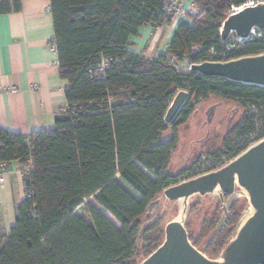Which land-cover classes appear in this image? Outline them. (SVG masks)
Returning a JSON list of instances; mask_svg holds the SVG:
<instances>
[{
  "label": "trees",
  "instance_id": "1",
  "mask_svg": "<svg viewBox=\"0 0 264 264\" xmlns=\"http://www.w3.org/2000/svg\"><path fill=\"white\" fill-rule=\"evenodd\" d=\"M167 1L51 0L59 74L69 82L68 108L57 113L54 128L30 135L0 127V161L23 163L31 156L33 165L15 224L8 233L0 232V264H140L163 243L168 221L163 224L167 211L159 219L161 212L148 215L150 204L168 187L197 177L185 178L203 155L233 160L249 148L252 135L254 142L264 138V87L184 73L170 61H226L264 53V38H255L225 57L210 55L212 49L225 51L229 38H221L222 24L232 5L247 0H193L198 11L180 21L165 52L148 57L132 50L131 39L144 26L176 19ZM16 4L20 9V0ZM9 10L3 0L0 12ZM193 45L202 50L192 52ZM103 60L108 67L99 76L96 69ZM181 89L191 98L167 125L166 111ZM213 96L242 109L227 132L229 139L174 172L178 126ZM169 129L172 133L164 139ZM90 198L94 203H85ZM199 198L190 206L186 228L193 245L216 259L248 201L232 200L223 225L207 243L219 227L223 203L205 197L219 203L207 206L194 232L191 214ZM80 208L90 220L78 213Z\"/></svg>",
  "mask_w": 264,
  "mask_h": 264
},
{
  "label": "water",
  "instance_id": "2",
  "mask_svg": "<svg viewBox=\"0 0 264 264\" xmlns=\"http://www.w3.org/2000/svg\"><path fill=\"white\" fill-rule=\"evenodd\" d=\"M253 29L264 30V1L231 12L220 29L221 38L226 40L233 33L244 38ZM191 71L207 78L264 87V53L226 61L193 63ZM190 98L191 93L185 89L175 94L164 117L167 125L177 120ZM207 196L220 197L223 202L219 227L207 243L223 225L232 200L246 198L248 201L232 238L216 259L209 258L193 245L186 228L191 201ZM225 196H228L227 200ZM163 197L165 204L156 219L165 215L168 202L178 206L177 214L168 219L165 225L163 243L140 264H264V139L251 145L223 167L168 187L163 191ZM160 203L161 198L153 201L148 215ZM141 237L142 231L139 240Z\"/></svg>",
  "mask_w": 264,
  "mask_h": 264
},
{
  "label": "crops",
  "instance_id": "3",
  "mask_svg": "<svg viewBox=\"0 0 264 264\" xmlns=\"http://www.w3.org/2000/svg\"><path fill=\"white\" fill-rule=\"evenodd\" d=\"M5 2L10 10L0 12V127L30 135L55 127L58 109L66 103L69 82L60 77L58 53L56 47H51L55 34L51 0H20V9L16 8V0ZM182 19L158 27L144 26L131 43L142 48V41L149 35L162 33L165 39L170 34L167 49ZM142 35L144 38L138 42ZM155 44L154 40L148 50ZM12 87L16 90L12 91ZM179 139L175 152L186 158L185 164L189 163L194 151L180 155L181 136ZM25 197L23 178L18 172L0 182V232L8 233L15 224L16 209Z\"/></svg>",
  "mask_w": 264,
  "mask_h": 264
},
{
  "label": "rangeland",
  "instance_id": "4",
  "mask_svg": "<svg viewBox=\"0 0 264 264\" xmlns=\"http://www.w3.org/2000/svg\"><path fill=\"white\" fill-rule=\"evenodd\" d=\"M169 36L170 34H168V36H166V38L163 39L162 33H160L156 37H155V33H153L142 41L144 44L142 48H139L137 46L138 45L137 43L135 44L132 43L131 49L135 51L140 49L139 50L140 53L146 54L148 55V57H155L156 55H159L160 53L166 51L165 49L166 42L169 40L170 38ZM143 38L144 36L142 35L139 38L138 42H141ZM154 40L156 41V44L152 47L151 50H148L151 46V43ZM181 66L183 68L186 67L184 64H181ZM237 107L238 106L233 102H227L214 96L204 101V103L202 102V104L198 105L197 107L198 112L196 113L195 116H193L192 118H190V120H188L184 130H182V133L180 134L181 136L180 149H183V151L180 150V155H183V153H187V152L189 153L191 150L194 151L193 156L199 153L207 154L209 151L208 149H211L210 147H213V149H217V147L219 148L222 144H225L224 142L228 138V136H226L228 130L236 122V120L239 118V116L242 113V109ZM171 133L172 132H168V131L163 132L162 137L166 139L171 135ZM225 136L226 138H224ZM222 138L224 140L223 143L221 142ZM177 153L178 152H174L173 155L174 161L172 165V170L174 172L180 170L182 167H184V165L191 163L190 161L189 163L185 164L184 161L186 158L183 156L179 157ZM237 191L240 192V189H237ZM196 200L197 198L192 200L191 204ZM200 200L206 202L205 203L206 207H203L201 204H199L195 206V208L193 209V212L191 214L192 215L191 228L194 232L197 231L199 223L203 220L204 211L207 208V206L208 207L210 206L209 201L211 199L199 198L198 201L200 202ZM86 202L94 203V199L93 198L87 199L85 203ZM164 204H165V199L162 195L160 206L159 207L154 206L150 212L151 213L161 212L163 210ZM174 206H175L174 202H168L167 210H166L167 215L163 218V224L166 220L176 216L178 206L175 207ZM209 209L211 210V208ZM78 213L83 215L87 220H90L89 215L83 210V208L78 209ZM105 213L112 221H114L117 225H119V223L113 218L111 214L107 212Z\"/></svg>",
  "mask_w": 264,
  "mask_h": 264
},
{
  "label": "built area",
  "instance_id": "5",
  "mask_svg": "<svg viewBox=\"0 0 264 264\" xmlns=\"http://www.w3.org/2000/svg\"><path fill=\"white\" fill-rule=\"evenodd\" d=\"M264 0H247L246 3L243 5L236 7L232 5L231 12H234L244 6L248 5H255L256 3H259ZM166 8L170 12H174L176 18L182 17L186 18L189 14H195L198 11L197 5L193 2V0H168L166 3ZM255 38H264V30L259 29H253L250 34L247 37H239L236 34H231L229 37V42L225 46V51L216 53L214 49L210 51V55L217 54L219 57H225L228 51H231L235 48H237L240 45H243L245 42L253 40ZM51 47L55 48L56 44L55 42L51 43ZM202 48L199 45H193L192 46V52L197 53L200 52ZM170 61L175 65L176 68H178L181 72H187L188 70H191L192 62H189L188 60H184L183 62H178L176 58H171ZM181 64H184L186 67H182ZM108 67V61L103 60L99 66L97 67L96 71L99 76H104V72ZM12 91H15L16 88L12 87ZM67 103H65L63 106H61L58 109L59 114H63L67 110ZM256 135L251 136V145H253ZM264 139V138H263ZM262 140V139H261ZM260 141V140H259ZM250 145V146H251ZM249 146V147H250ZM232 160H227L225 158L221 160H217L212 158L210 155H203L197 163H195L190 170L189 173L186 174L185 178H188L190 175L195 174L197 176H200L202 174L217 170L224 165L228 164ZM33 165H32V157L30 156L28 161L20 163L19 161H12L10 163H5L0 161V182H4L5 178L8 174L18 172L22 178L23 183L25 186V179L28 178L32 172ZM212 169V170H211Z\"/></svg>",
  "mask_w": 264,
  "mask_h": 264
},
{
  "label": "flooded vegetation",
  "instance_id": "6",
  "mask_svg": "<svg viewBox=\"0 0 264 264\" xmlns=\"http://www.w3.org/2000/svg\"><path fill=\"white\" fill-rule=\"evenodd\" d=\"M237 106H238V105H237ZM237 108H240V107L238 106ZM197 112H198V109L195 110V111L193 112V114L191 115L190 118H192L193 116H195ZM190 118H189V120H190ZM187 122H188V121H187ZM186 124H187V123L178 126V135H179V136H180V134L182 133V130H184ZM224 138H225V137H224ZM208 139H209V138H208ZM199 142H200V141H199ZM221 142L223 143V138H222ZM193 143H194V142H193ZM217 148H218V147H217ZM199 154H200V153H199ZM197 155H198V154H197ZM226 197H228V196H225V199H226ZM219 198H220V197H219ZM220 200H221V198H220ZM221 201H222V200H221ZM205 203H206L205 201L200 200V204H201L203 207H204V205H206ZM218 203H219V201H217V200L214 199V198L211 199V200L209 201L210 206H217Z\"/></svg>",
  "mask_w": 264,
  "mask_h": 264
}]
</instances>
